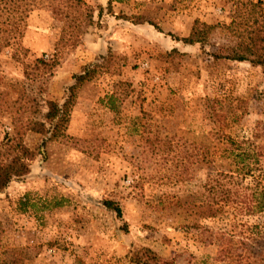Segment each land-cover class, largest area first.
<instances>
[{"label": "rangeland", "instance_id": "374dc122", "mask_svg": "<svg viewBox=\"0 0 264 264\" xmlns=\"http://www.w3.org/2000/svg\"><path fill=\"white\" fill-rule=\"evenodd\" d=\"M83 1L90 20L70 0H24V35L0 52V142L23 111V48L29 63L58 54L45 98L59 102L75 74L109 58L80 86L64 135L24 136L41 153L0 191V264H230L224 231L264 239V210L239 198L264 188V67L227 57L231 24L250 2L263 24L264 0ZM196 19L217 25L208 42L178 41Z\"/></svg>", "mask_w": 264, "mask_h": 264}, {"label": "trees", "instance_id": "16d2710c", "mask_svg": "<svg viewBox=\"0 0 264 264\" xmlns=\"http://www.w3.org/2000/svg\"><path fill=\"white\" fill-rule=\"evenodd\" d=\"M114 0H109V8L112 9ZM76 8L82 9L86 6L87 20L93 16L92 7L83 0H70ZM252 10L246 19H241L239 22H234L232 28L238 34L239 41L231 48V54L228 58L235 61H249L253 65L264 67V23L258 25V20L255 16V8L261 3L250 2ZM30 14V9L24 4V0H0V52L5 48L10 47L12 39L21 38L24 35L26 22ZM80 14H83L80 12ZM119 17V16H118ZM120 18L131 21L134 24H144L145 22L154 25L160 31L159 24L152 20H148L142 16L121 15ZM250 18L255 20L256 25H249ZM217 25L210 24L200 19H196L187 37H176L178 41L185 44H201L205 45L211 33ZM231 27V26H229ZM69 29L65 24L60 40H64ZM82 34V33H81ZM80 33L78 35H81ZM22 50V49H21ZM24 53H19L15 57L23 63L24 77L29 82L20 93L17 103L23 108L20 117L18 118V126H16V134L13 137L6 136L0 142V191H3L14 180L27 175L31 170L32 162L41 153L31 149L24 141V136L29 131L37 132L47 137L48 139H56L64 135V131L70 120L72 108L75 104L78 90L83 82L91 76L98 68H105L109 58L104 59L101 63L92 64L83 67L80 73L73 76V82L66 89V96L63 102L45 98L48 92L50 79L53 77L56 68L59 65V57L56 53L50 57L45 54L29 63L24 61ZM178 52L174 49L168 53L171 55ZM91 65V66H92ZM26 116L24 117V115ZM236 168L232 173H226V178L235 179V172L239 175L243 173L250 174V170L246 168ZM246 170V171H245ZM250 189V192L249 190ZM248 190V191H247ZM245 195H240V201L243 202L247 212L255 213L264 210V188L259 184L255 187L246 186ZM229 196L232 197V191H229ZM108 208L116 211L119 217H122L123 212L121 207L112 200H106L104 203ZM216 213V208L212 209ZM127 230V224L124 225ZM256 226H248L247 230L254 232ZM147 252L152 256H156L155 252L147 249ZM219 255L223 258H228L230 264H264V239L255 237L253 234L240 235L236 239L232 233L223 232L222 243L220 246Z\"/></svg>", "mask_w": 264, "mask_h": 264}]
</instances>
